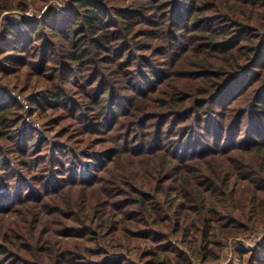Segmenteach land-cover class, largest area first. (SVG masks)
<instances>
[{
	"label": "trees",
	"instance_id": "16d2710c",
	"mask_svg": "<svg viewBox=\"0 0 264 264\" xmlns=\"http://www.w3.org/2000/svg\"><path fill=\"white\" fill-rule=\"evenodd\" d=\"M29 4L0 0V18ZM21 17L0 38V264L209 263L264 228V0ZM21 75L44 85L46 134L22 128Z\"/></svg>",
	"mask_w": 264,
	"mask_h": 264
},
{
	"label": "rangeland",
	"instance_id": "374dc122",
	"mask_svg": "<svg viewBox=\"0 0 264 264\" xmlns=\"http://www.w3.org/2000/svg\"><path fill=\"white\" fill-rule=\"evenodd\" d=\"M29 1L30 9L25 13L20 12H6L0 18V38L3 33L4 26L8 23V19L21 20L23 16L25 20H32L33 18L41 17L45 12L50 8L58 9L59 11L66 10L68 6V0H56L52 1L49 4L41 5L34 4L32 0ZM21 15V16H20ZM18 79L16 76L9 77L5 79V82L8 83L9 88H11L12 96L16 97L21 103V115L23 118L22 128L28 126L33 130L42 132L43 134L47 133L48 128V119L43 115H39L37 112L32 113L31 98H34L35 95L43 91V84L36 81V79H31L28 83L33 82L32 84H25L26 80L25 75ZM36 81V82H35ZM43 85V86H42ZM25 88H30L26 91ZM22 91V92H21ZM52 138L54 135H50ZM49 136V138H51ZM55 142V139L53 140ZM249 192V191H248ZM241 229L239 233H232L227 240H225L224 245L221 247L220 252L218 253V258L209 263H201L195 257H192L194 264H260L255 262L250 258L252 253L258 254L261 252L260 245L264 243V228L260 227L259 229H250L243 230ZM240 250H248L245 257H240ZM253 250V251H252ZM215 259V258H214Z\"/></svg>",
	"mask_w": 264,
	"mask_h": 264
}]
</instances>
